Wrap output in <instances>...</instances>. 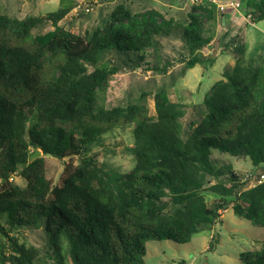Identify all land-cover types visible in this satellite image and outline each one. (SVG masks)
<instances>
[{
	"label": "trees",
	"instance_id": "16d2710c",
	"mask_svg": "<svg viewBox=\"0 0 264 264\" xmlns=\"http://www.w3.org/2000/svg\"><path fill=\"white\" fill-rule=\"evenodd\" d=\"M239 1L252 24L264 21V0ZM71 7L44 16L0 12V264H144L146 242L188 243L214 227L228 199L236 216L264 229V181L250 187L214 157L248 159L262 170L254 179L264 174V65L246 58L244 45L234 43L233 66L186 128L185 109L170 100L166 83L153 93V116L130 97L106 105L100 96L113 76L149 67L169 37H179L188 53L178 77L212 65L202 50L212 40L215 6L191 3L177 20L121 2L82 33L60 25ZM46 22L54 29L38 31ZM167 66L150 68L163 74ZM124 126L132 127L134 165L120 172L91 146ZM37 150L41 156L31 159ZM53 154L79 157L55 183L43 157ZM206 192L218 197L211 206ZM22 228L40 229L43 243L21 240ZM239 258L264 264V245Z\"/></svg>",
	"mask_w": 264,
	"mask_h": 264
},
{
	"label": "rangeland",
	"instance_id": "374dc122",
	"mask_svg": "<svg viewBox=\"0 0 264 264\" xmlns=\"http://www.w3.org/2000/svg\"><path fill=\"white\" fill-rule=\"evenodd\" d=\"M121 2L130 4L135 13L146 9H155L167 17L181 20L184 18L191 0H0V12L10 17L25 15L44 16L60 8L63 3L71 5V10L60 22L64 28L74 33H82L94 25L101 23L107 12ZM241 13L238 14V13ZM50 22L42 25L38 31H52ZM212 40L203 48L206 58H214L212 65L206 68L196 65L184 75L178 73L188 58L187 50L177 36L162 39L163 49L149 60V67L130 72L124 70L113 76L101 98L106 105L124 102L129 97L138 103H145L150 116L155 115L153 93L162 84L171 101L180 103L185 109L182 126L186 128L190 120L198 121L202 112V101L211 87L222 79L226 67L234 64L232 46L241 44L246 47V58H254L264 65V21L252 24L241 6L239 11L223 13L216 11V21L211 27ZM168 63L165 73L156 72L150 67H162ZM176 77L175 83L169 82ZM147 96L140 99V92ZM133 146L132 127H117L104 135L91 146V153L98 155L101 162L120 172L129 171L134 161L128 149ZM215 160L219 166L230 165L240 177L249 173H260L253 169L248 159H237L227 154L218 155ZM41 156V154L39 155ZM44 157L46 177L55 183L65 173L66 168H72L79 163V157L55 158L51 155ZM14 182L24 186L25 182L14 177ZM205 200L209 206L218 197L206 192ZM229 208L221 212L219 220L210 231L195 234L186 244H177L168 240L149 241L145 243L146 255L144 264H243L239 255L243 252L258 250L264 245V229L250 221L236 216ZM245 207V203H241ZM21 240L39 245L43 243L40 229L22 228L18 232ZM42 264H52L50 261ZM67 264H70L67 260Z\"/></svg>",
	"mask_w": 264,
	"mask_h": 264
},
{
	"label": "built area",
	"instance_id": "2783aa9c",
	"mask_svg": "<svg viewBox=\"0 0 264 264\" xmlns=\"http://www.w3.org/2000/svg\"><path fill=\"white\" fill-rule=\"evenodd\" d=\"M192 3H198L200 1H206L213 4L218 12H227V11H239L241 8V2L239 0H191ZM247 18L250 20V16L247 15ZM245 179H250V187H252L256 183H260L264 181V174L260 175L256 180L252 177V174H246L244 176Z\"/></svg>",
	"mask_w": 264,
	"mask_h": 264
},
{
	"label": "water",
	"instance_id": "95a60500",
	"mask_svg": "<svg viewBox=\"0 0 264 264\" xmlns=\"http://www.w3.org/2000/svg\"><path fill=\"white\" fill-rule=\"evenodd\" d=\"M40 154H41L40 151L37 150V151L34 152V154H33L30 158H31V159H34V158L38 157ZM51 156H53V157H55V158H58V156H57V155H54V154L51 155Z\"/></svg>",
	"mask_w": 264,
	"mask_h": 264
},
{
	"label": "crops",
	"instance_id": "0c3cea01",
	"mask_svg": "<svg viewBox=\"0 0 264 264\" xmlns=\"http://www.w3.org/2000/svg\"><path fill=\"white\" fill-rule=\"evenodd\" d=\"M238 14H240L241 15V13L239 12Z\"/></svg>",
	"mask_w": 264,
	"mask_h": 264
}]
</instances>
